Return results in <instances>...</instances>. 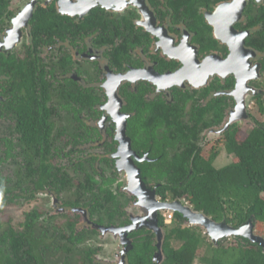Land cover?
Here are the masks:
<instances>
[{
  "label": "flooded vegetation",
  "instance_id": "flooded-vegetation-1",
  "mask_svg": "<svg viewBox=\"0 0 264 264\" xmlns=\"http://www.w3.org/2000/svg\"><path fill=\"white\" fill-rule=\"evenodd\" d=\"M29 8L31 17L21 19ZM30 93L31 113L48 126L38 139L48 131V142L26 140L28 117L17 106ZM241 99L256 126L252 110L264 100V0H6L0 212L29 209L18 227L1 219L0 233L41 240L46 264H131L146 241L157 262L153 193L193 207L169 176L181 162L192 174L185 162L198 153L217 154L218 167L225 132L241 124L231 122ZM164 212L157 216L165 235L159 219L172 224L175 213L168 221ZM108 236L119 248L102 263V247L85 246Z\"/></svg>",
  "mask_w": 264,
  "mask_h": 264
},
{
  "label": "trees",
  "instance_id": "trees-1",
  "mask_svg": "<svg viewBox=\"0 0 264 264\" xmlns=\"http://www.w3.org/2000/svg\"><path fill=\"white\" fill-rule=\"evenodd\" d=\"M2 2L5 3L2 5ZM5 5L6 0H0V7L4 8ZM57 19H60L63 29L64 17L56 14ZM21 71L18 68V74ZM27 83L29 87L33 85L31 79ZM33 104L34 94L30 93L27 103L19 100L17 106L21 118L28 117L29 123L24 133L30 145L38 140L49 141L48 131L42 135L44 139H38L43 133L40 127L48 129V126L31 113ZM258 108V113L264 115V100L258 101ZM240 128L235 125L225 132L224 144L227 152L233 155L232 162L216 167L214 161L217 154L206 159L198 153L195 158L189 157L185 162L192 165V174L181 162V171L170 175L169 181L175 194H185L195 210L204 212L216 221L225 219L235 227L254 217L258 231L264 235V122L258 121L244 138H240ZM180 181H183V185L178 190L176 185ZM184 219L179 212H175L171 225L166 224L164 218L159 219L160 226L165 229V260L161 264H194L204 244L212 253L200 258L202 264H264V249L259 245L244 237H234L236 244L231 246L224 245L223 241L219 242V246L212 241L206 243V238L197 227L186 226ZM25 225L31 228L33 223L27 222ZM40 246L41 240H35L32 234L20 236L14 230L0 233V264H46L39 251ZM130 260L131 264H159L153 260L149 241L137 244Z\"/></svg>",
  "mask_w": 264,
  "mask_h": 264
},
{
  "label": "water",
  "instance_id": "water-1",
  "mask_svg": "<svg viewBox=\"0 0 264 264\" xmlns=\"http://www.w3.org/2000/svg\"><path fill=\"white\" fill-rule=\"evenodd\" d=\"M28 12V13H27ZM26 13V20L31 17L32 8L26 9L20 16L23 19ZM248 115L246 114L245 103L243 99L239 101V105L236 113L233 114L231 122H236L240 120H246ZM124 143L127 145L128 150H130V139H124ZM135 184V183H134ZM137 186V185H136ZM134 186V188L136 187ZM152 196L151 203L153 204L152 214L150 218L152 219L151 226L156 230L158 234V244L157 248L159 251L157 254L161 256V260H157L156 255L154 259L161 264L165 260V255L163 251V241L164 232L161 227L158 226V211L159 210H169L172 212H179L183 217L192 225L201 226L205 229L208 236L211 238L212 242L218 246L219 242L225 241L232 237H244L250 242L259 245L264 249V237L256 233V222L254 217H251L246 222L238 227L228 224L225 219L222 221H216L212 217L206 215L204 212L195 210L192 206L183 204L180 201L174 202H162L156 200L155 193ZM143 195V194H142Z\"/></svg>",
  "mask_w": 264,
  "mask_h": 264
},
{
  "label": "rangeland",
  "instance_id": "rangeland-1",
  "mask_svg": "<svg viewBox=\"0 0 264 264\" xmlns=\"http://www.w3.org/2000/svg\"><path fill=\"white\" fill-rule=\"evenodd\" d=\"M253 107H255L254 105H252ZM254 111L255 113V117L257 119H259L258 121L259 122H264V115H260L257 111L255 110H252ZM249 117L246 119V120H240L238 122H240L241 124L240 125V138H244L246 133L248 132V130L252 129L253 125L252 123L248 120ZM212 140H217V139H212ZM217 149H219V156H218V159L216 161V164L218 167H221L225 164H228L230 162H232L234 160L233 158V155L229 154L224 145L221 143V145H219L217 147ZM28 206L24 205L22 207H5L3 209L2 212H0V220H15L16 223H13V225L15 227H18V221L22 219V213L24 212V210H28ZM166 211H169V210H165V214H166V219L169 221L171 219V212L172 211H169V212H166ZM77 212H80V210H76L74 211V213H77ZM173 213V212H172ZM169 223V222H167ZM171 225V224H170ZM185 225L186 226H193V227H197L198 231L200 233H202V235L206 238V243H208L209 241H212L210 237H208V234L206 233L205 229L201 226H196V225H192L190 224L188 221L185 222ZM256 233L258 235H261L264 237L263 234H261L257 227H256ZM222 243H224V245L226 246H231V245H235L236 242H235V238L232 237V238H228L226 239L225 241H223ZM88 244L89 245H92L93 247H96V246H99V247H102V250L99 251L98 253V260L100 262H104L106 259H114V255L117 251V249L119 248V242L113 240L110 236L108 237H104L102 239H95V240H90L87 245L85 246V248L88 247ZM157 244H158V241H157ZM219 246V245H218ZM159 251L156 252V254L158 253ZM211 251L209 249H207V247L204 246L199 250V254H198V258L195 260L194 264H202V261L200 260L201 257L203 256H211ZM156 258L157 260H161V256H159L158 254L156 255ZM102 260V261H101Z\"/></svg>",
  "mask_w": 264,
  "mask_h": 264
}]
</instances>
